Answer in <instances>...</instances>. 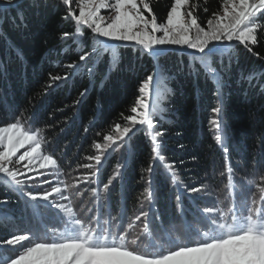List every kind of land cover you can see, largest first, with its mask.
<instances>
[{
	"label": "snow or ice",
	"instance_id": "obj_1",
	"mask_svg": "<svg viewBox=\"0 0 264 264\" xmlns=\"http://www.w3.org/2000/svg\"><path fill=\"white\" fill-rule=\"evenodd\" d=\"M50 8L61 24L68 25L58 39L62 44L73 42L75 58L63 65L64 74L48 73L44 96L77 75L94 78L105 56L110 57V73L118 62L120 46L157 62L139 80L130 114L120 113L123 123H111L110 131L102 135L103 143L91 145L96 154L85 157L88 163L76 165L91 172L77 175L74 182L59 179L58 159L41 150L43 129L26 128L21 121L23 112L0 125V183L5 189L0 196V264H264L260 248L264 245V196L257 202L253 195L257 187L264 188V148L250 161L245 159L243 166L234 167L233 152L238 150L223 133L222 118L226 77L231 74L236 50L233 45L264 62V56L254 51L264 44V0H221L220 10L212 12L203 24L197 14L199 0H171L163 18L154 11L153 0H55L53 4L47 0H0V21L18 30L27 29L30 15L39 17ZM208 11L203 7L204 13ZM8 46L17 59L23 57L22 49L11 41ZM177 50L190 56L189 74L214 84L212 94L217 103L210 109L208 123L215 135L210 147L226 167L229 199L205 202L203 197L212 194L207 181L213 179L206 177L175 193V214L169 219L144 210L143 204L132 217H127L126 207L113 215L112 194L117 183L124 181L128 160L137 148L149 149L151 161L141 169L145 185L141 196L157 199L160 164L165 169L160 173L162 182L167 184L171 173L172 184L179 188L174 162L164 163L162 155L165 109L158 87L165 74L158 58ZM242 80L251 88L259 87L264 95V72L245 75L241 66L237 83ZM88 93L87 88L80 91L73 105H79ZM260 142L264 145V134ZM115 152H122L123 162L118 161L105 179V163ZM237 178L238 184L234 183ZM189 206L193 209L190 215ZM245 239L257 245L256 253L247 259L233 251Z\"/></svg>",
	"mask_w": 264,
	"mask_h": 264
},
{
	"label": "trees",
	"instance_id": "obj_2",
	"mask_svg": "<svg viewBox=\"0 0 264 264\" xmlns=\"http://www.w3.org/2000/svg\"><path fill=\"white\" fill-rule=\"evenodd\" d=\"M47 3L53 4L55 0H47ZM170 3L171 0H153L154 11L159 18L166 15ZM199 3L201 8L197 14L203 24L212 12L220 10L221 0H207L206 3L199 0ZM203 7H208V13L203 12ZM61 30H68V25L61 24L60 17L51 8L39 17L30 15L27 29L18 30L11 23L0 21V125L11 122L23 112L22 124L33 130L43 129L41 150L54 154L64 179L72 180L83 170L77 169L76 165L88 163L85 157L96 154L91 147L93 142L103 143L102 135L110 131L111 123H123L121 112L130 114L128 109L138 95L139 80L151 71L157 61L140 58L130 47L120 46L117 49L118 62L110 73L107 63L110 57L105 56L97 66L94 78L87 74L77 75L61 87L49 89V94L44 96L48 73L64 74L66 69L63 65L75 58L73 42L62 44L59 41ZM8 41L22 49L21 59L16 58ZM233 48L236 50L233 52L231 74L226 77L222 118L225 125L223 133L238 150L233 152L235 167V164L243 166L245 159L250 161L254 153L264 148L260 142L264 134V95L259 87L251 88L246 80L237 83L241 66L245 75L250 71L259 74L264 72L261 68L264 62L245 53L242 48L237 49L235 44ZM254 51L264 56V44ZM158 62L165 70L158 85L165 109V121L161 122V127L166 131V147L162 155L165 156L164 163L174 162V171L180 178L179 188L172 184L171 173L168 174L169 182H162L160 173L165 169L160 162H154L160 164L156 174L157 199L151 201L141 196L145 186L140 179L141 169L151 161L149 149L137 148L135 155L128 160L124 181L117 183L112 194L113 215L121 207H126L127 214L137 212L143 204L144 210L159 212L166 220L175 214V193L187 184H199L201 179L212 177L207 182L215 190H220L227 180L221 156L210 147L214 144L215 135L208 123L212 116L210 109L217 103L212 94L214 84L210 80L205 81L203 76L198 78L189 74L187 66L191 58L181 50L159 57ZM224 63H228L227 55ZM180 67L184 68L183 72L178 71ZM85 88L89 89L86 98L79 105H73L79 92ZM85 128H88L87 132ZM194 156L195 160L192 159ZM121 157L122 152H115L106 161L103 169L105 179L118 161L123 162ZM221 172L224 175H220ZM4 194V186L0 183V196ZM185 203L187 206V201ZM192 210L189 206V215Z\"/></svg>",
	"mask_w": 264,
	"mask_h": 264
},
{
	"label": "rangeland",
	"instance_id": "obj_3",
	"mask_svg": "<svg viewBox=\"0 0 264 264\" xmlns=\"http://www.w3.org/2000/svg\"><path fill=\"white\" fill-rule=\"evenodd\" d=\"M75 7V5H73ZM105 15H107V13H103ZM23 151V150H21ZM94 163V162H93ZM88 172H91V169L89 170H81L79 173L80 174H85V173H88ZM226 173H227V170H226ZM43 179V178H42ZM60 180H64V181H67V182H74L75 179H64V177L62 176V174L60 175L59 177ZM180 178L177 177V180L179 181ZM234 183H237L238 184V178L236 180H234ZM227 180L225 181V185L223 188H221L220 190H215L211 185H210V190H211V193L210 195H206L204 196L205 198V202H207L208 204H211L213 202H216L217 200H221V201H224V202H227V200L229 199V193H230V189L227 187ZM256 201L258 202L260 200V198L262 196H264V188H261V187H257L256 190H254V193H253ZM204 204L202 203V206L203 207ZM106 211V210H105ZM135 212H132L130 214H127V217H132L133 214ZM127 222V218L125 220V224ZM50 227V226H49ZM142 227V225H141ZM51 229V227H50ZM260 248L262 250H264V245H261ZM233 251L238 254V255H241L243 256L245 259H247L248 257L250 256H253L256 251H257V245L253 242H250L248 239H245L244 241L240 242L239 244L235 245L234 248H233Z\"/></svg>",
	"mask_w": 264,
	"mask_h": 264
}]
</instances>
